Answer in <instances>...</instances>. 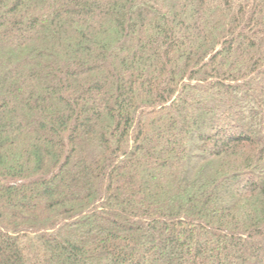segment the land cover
<instances>
[{"label": "trees", "instance_id": "1", "mask_svg": "<svg viewBox=\"0 0 264 264\" xmlns=\"http://www.w3.org/2000/svg\"><path fill=\"white\" fill-rule=\"evenodd\" d=\"M0 264H264V0H0Z\"/></svg>", "mask_w": 264, "mask_h": 264}, {"label": "rangeland", "instance_id": "2", "mask_svg": "<svg viewBox=\"0 0 264 264\" xmlns=\"http://www.w3.org/2000/svg\"><path fill=\"white\" fill-rule=\"evenodd\" d=\"M261 85L260 84H258L257 85V87L256 88H258V87H260ZM109 217H113L114 218V216H112V215H108ZM96 225H99L100 227H102V228H105V229H107V227L108 226H106L105 224H99L98 222H96L95 223ZM83 227V226H82ZM197 228V227H196ZM198 229V228H197ZM199 232H201V231H199ZM164 232H160V233H158V234H156V236L154 237V240H156L157 242L158 241H160V243L163 241V239H164ZM201 238H203L202 240H201V243H203V242H205L204 240H206L207 239V236H205V237H201ZM173 254H177V251L175 250V251H173Z\"/></svg>", "mask_w": 264, "mask_h": 264}]
</instances>
